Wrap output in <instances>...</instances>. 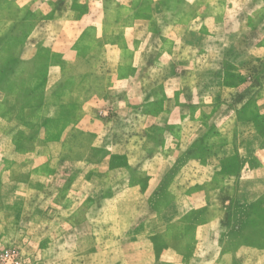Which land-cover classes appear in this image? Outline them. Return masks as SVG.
<instances>
[{
  "label": "rangeland",
  "instance_id": "obj_1",
  "mask_svg": "<svg viewBox=\"0 0 264 264\" xmlns=\"http://www.w3.org/2000/svg\"><path fill=\"white\" fill-rule=\"evenodd\" d=\"M264 264V0H0V254Z\"/></svg>",
  "mask_w": 264,
  "mask_h": 264
},
{
  "label": "built area",
  "instance_id": "obj_2",
  "mask_svg": "<svg viewBox=\"0 0 264 264\" xmlns=\"http://www.w3.org/2000/svg\"><path fill=\"white\" fill-rule=\"evenodd\" d=\"M0 264H22L21 259L11 250H6L0 254Z\"/></svg>",
  "mask_w": 264,
  "mask_h": 264
}]
</instances>
